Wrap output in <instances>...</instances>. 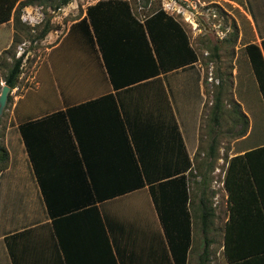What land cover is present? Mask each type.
Returning <instances> with one entry per match:
<instances>
[{"label":"trees","instance_id":"16d2710c","mask_svg":"<svg viewBox=\"0 0 264 264\" xmlns=\"http://www.w3.org/2000/svg\"><path fill=\"white\" fill-rule=\"evenodd\" d=\"M71 1L73 0H0V24L8 22L12 17L16 29L13 42L4 53L14 54L17 43L25 39L23 34L26 29L35 33L41 27L38 34L31 39V42L36 43L30 47H37L45 35L56 27L45 18L33 28L28 27L26 22L21 21L24 7L39 4L42 9L47 7L46 10L55 11ZM235 1L243 4L242 0ZM77 27L87 41L96 44L97 51L100 53L101 66L114 92L68 107L65 111L78 150V154L77 151L75 154L76 159H74L78 162L82 173V180L79 179L80 184L76 194L81 192L83 199L71 203L65 198L63 187L60 190L57 185L52 186L51 183L40 180L44 203L53 217L52 236L59 258L62 264L65 259L69 258L65 224L74 222L78 220L77 216L85 214L91 216V219L93 217L97 219L99 233L103 232L105 240V257L109 256L115 264H124L117 244L116 258L113 253L112 230L106 219L104 220L102 205L107 200L147 185L162 228L163 260L167 261V264H186L192 244L193 229V212L190 203L193 191L190 187V176L194 167L196 172L200 173L199 170L206 163V159L203 158L195 164L189 158L178 127L175 121H172L167 125L166 149L162 154L163 158L167 157V162H163L160 167L156 163L161 155L159 148L154 145L156 140L154 138L150 140L151 149L156 148V152L146 154L143 151L148 147L142 140V133H145L146 127L155 128L153 124H146V119L151 115L150 110L153 109L151 106H157L158 115L160 110L163 115L165 112L164 105L161 109L159 94L151 87L153 83L159 81L155 77L196 62L198 55L190 45L182 24L161 7L141 21L132 12L131 4L126 0H100L88 6L86 17L75 23L71 29ZM29 33L26 34L27 38L32 36ZM245 49L264 102V39L260 46L250 43ZM143 61L147 65L146 71L139 70ZM21 62L22 57L14 58L9 66L4 55L0 59V69L5 84L11 89L20 85ZM162 91L163 104H169L163 89ZM129 104L138 118H143L140 125L138 123L136 126L139 128L137 132L131 129ZM144 106L150 108L145 110ZM214 108L217 111L220 109L218 99L214 103ZM31 124L27 122L19 127L23 139L30 136L28 129ZM1 126L0 123V172L6 169L8 164V151L3 141L5 127ZM129 126H131L132 141L137 157H134L130 149L132 152L131 166L123 171L125 183L121 181L116 183V175L122 173L121 170H116V166L111 167L109 161H106L104 166L97 167L94 160L89 161V157L97 155L95 150L97 145H111L114 139L111 137L115 136L116 139V131L122 133L129 146L127 139ZM215 142L216 138L209 147L207 158L210 161L217 158ZM25 143L30 149V141ZM262 153L264 154V146H256L226 161L228 166L225 170L223 186L228 193L229 201L233 204L236 203L237 198L236 196L233 198L232 194L237 190V194L241 197L240 202L238 200V204H241L238 209L242 213L239 220L229 219L224 228L223 251L229 264H264V223L260 222L256 213V199L260 196L262 199L264 193V171L261 172L260 165L257 163V156ZM213 165L211 162L207 165L210 166L208 172L215 168ZM76 170L78 171V167L74 169ZM205 182L206 179L202 177V184ZM204 189L200 192V206L202 231L206 235L208 219L214 214L205 204L208 199L205 197ZM73 190L72 188L69 191ZM55 196L59 197L62 204L68 206V210H64L63 205L59 212H53ZM246 205H248L247 209L244 208ZM230 210L232 213V205ZM261 219L264 222L263 215ZM239 222L240 225L236 227ZM240 226L247 227L241 228ZM207 245L199 256L200 264H205L208 259ZM12 261L15 264L14 259Z\"/></svg>","mask_w":264,"mask_h":264},{"label":"crops","instance_id":"0c3cea01","mask_svg":"<svg viewBox=\"0 0 264 264\" xmlns=\"http://www.w3.org/2000/svg\"><path fill=\"white\" fill-rule=\"evenodd\" d=\"M33 6L41 8L39 4ZM24 8L21 15L22 22L30 23L31 21L38 20V15H34V13L27 15L28 13H26V9L24 10ZM243 11L253 25L250 14L246 13L245 10ZM59 18L53 17L51 23H54ZM77 21L76 19L74 23H77ZM59 22L64 23L60 20ZM64 29L65 24H62L59 28L57 26L54 30L51 29L43 40L39 42L37 47L29 46V48H26L25 41L23 40L17 43L14 54H12L14 58L23 57L24 59H28L30 56L28 64H31V67L28 70V76L26 75L27 78L25 77L24 79V84L37 79L36 83L38 85L36 88L28 86L22 95H17L13 98L12 94H15L18 88H10L11 100L9 99V103L7 101L0 117L2 126L5 127L3 141L8 151L7 167L0 172V264H14L12 259H14L15 264H62L52 236L51 222L53 217L44 203L40 180L51 183L52 186L61 182L63 186H66V188H63L65 189L63 191L65 198L71 203L83 199L81 192L76 194L80 184L79 179L82 180V173L79 170L78 162L75 160V154L76 151L78 154V150L69 128L65 111L68 107L95 99L109 92H114L108 80H105V77H103L101 83L97 82L95 84V88L97 89L95 93L94 91H87L82 84H79L82 87L77 86L79 81H75L76 77L73 76L70 68V40L67 39L69 29L66 31ZM254 32L259 40L264 39V34L260 36L255 28ZM15 33L16 29L12 17L8 22L0 24V56L11 46ZM59 33L63 34L59 35ZM84 39L81 42L82 46L86 45ZM73 54L75 56L78 55V58L74 56L76 58L74 64L77 65V70L78 66L83 65V53L79 51ZM144 54L146 55V52ZM12 55H7L8 63ZM99 60H101L100 56ZM187 66L189 65L185 67ZM146 68L147 65L143 61L139 66V70L146 71ZM177 70L179 69H173L155 77L159 81L153 83L151 87L159 94L161 109L164 105L165 116L162 110H160V114L158 115L157 106H151L153 109L150 110L151 115L146 119V124H153L155 128L146 127L145 133H142V140L143 142L145 141L144 143L148 147L143 151L146 154L156 152V148L154 150L151 149L152 143L150 141L152 138L156 140L154 145L159 148V152L161 153L156 163L160 167H162L163 162H167V157L163 158L162 154L165 153L164 149H166L165 140L168 135L167 125H169V120L168 123L165 120L166 118L170 119L168 117L169 110L167 103L163 104L162 102V89L166 94L168 105L171 107L173 119L171 118L170 120L175 121L191 160H193L191 154H194L197 147L193 143L192 129L195 124L194 109L200 103L199 97L197 99L194 97L195 94L199 96L197 88L199 80L194 89L190 83H188L189 86H186L187 83L184 80L169 82L168 75ZM51 73L53 75L52 78ZM2 76L3 73L0 69V91L2 85H6ZM77 76L79 75L77 74ZM96 80L97 77L94 78L95 82L93 84L96 83ZM45 81L52 83V89L49 87L48 92L43 87L45 86ZM72 86H75L74 89ZM84 90L87 91V95L83 94ZM170 90H174L173 97ZM188 90H190L192 96L188 94ZM47 105H50L49 109L40 113L39 107ZM129 106L128 114L132 126H129V131H127L129 146L126 144L122 133H117L116 131V139L115 136L111 137L114 138L111 145H97V147L99 146L95 149L97 155L89 157V161L94 160L97 167H102L104 163H107L106 161H109L111 167L116 166V170H121L122 173H117L116 175V183L117 181L125 183L123 171L129 169L131 166L132 152L130 149H132L134 157H137L136 148L132 141L131 129L137 132L139 128L136 126L138 123L140 125L143 118H138L133 107L130 104ZM144 107L145 110L150 108L149 106ZM27 122L32 123L28 130H30V136L33 138H35V135H39V139H41L42 133L46 130L44 127L48 126L51 128V135L45 137L44 141L46 144H51L56 140L58 145H47V147L46 144H39V139L35 138L30 142L31 148L28 149L29 147L26 143L24 145L20 140L22 134L18 133V130L20 131L19 127ZM145 138L149 141H146ZM51 139L53 142H51ZM257 146H264V143H259ZM252 148L241 150V152L244 153ZM88 149H91V147H88ZM52 152H55V156ZM65 152H69L66 161L63 158ZM103 155L106 157L103 158ZM232 157L230 156L229 159ZM257 158V163L260 165L259 168H261L262 172L264 171V154H258ZM76 167H78V171H74ZM23 168L25 170H22ZM194 172L196 171L194 170ZM190 183L194 184L191 181V176ZM72 188L74 189V193L73 191H69ZM68 192L73 196L68 194ZM225 197L227 198V196ZM226 198L225 208L229 212ZM198 199L200 202V193L196 189V193L192 194L190 200L193 212L192 244L190 250L194 245V228L197 225V218H199L200 224H202V210L200 203L198 204ZM215 201L217 200L215 199ZM63 205L59 197L55 196L53 199V212H59ZM247 207L248 205L244 208L247 209ZM63 208L65 210L68 206L64 205ZM211 212L216 213V210H211ZM256 213L260 222L264 223L261 219L262 215L264 216V193L262 199L261 196L256 199ZM102 214L104 220L106 219L107 224L112 230V246L115 258L117 244L124 264H167V261L163 260L162 257L164 250L162 228L160 227L157 212L147 190V185L141 189L107 200L102 205ZM221 215L224 216L225 212L222 211ZM211 218L213 216L209 218L210 227L214 225ZM227 218L224 219L222 228H224L228 220ZM77 219L74 222L65 224V229L63 228L64 230L67 229V246L69 248V258L64 260V264H115L109 256L105 257V240L103 232L102 234L99 233L97 219L95 217L91 219V216H86L85 214L77 216ZM240 227L245 228L247 226Z\"/></svg>","mask_w":264,"mask_h":264},{"label":"rangeland","instance_id":"374dc122","mask_svg":"<svg viewBox=\"0 0 264 264\" xmlns=\"http://www.w3.org/2000/svg\"><path fill=\"white\" fill-rule=\"evenodd\" d=\"M98 1L100 0H73L61 9L55 11L51 9L46 10L47 7H44L45 9L35 6H26V8H24V10L26 9V13H28L27 15H30V13L38 15L37 21L26 23L28 27L31 28H33L37 22L40 23L42 20L44 21V18L51 23L53 17H60L57 19L58 21H54L55 24H51L54 26L56 25L55 28H57V26L59 28L62 24H65L64 31L69 29L67 39L70 40V68L73 76L76 77V80H74L79 81L77 83L78 87L81 86L79 84H82L87 91H94V93L97 90L95 88L97 82L101 83L103 77H105V80H108L104 73L103 66H101V60H99L100 53L96 51L97 47L95 43L91 44L84 39L85 36L81 35L78 27L73 29H71V27L74 26V21L76 19L78 20L77 22H79L83 17H86V9L88 6L94 5ZM126 1L131 4L132 12L141 21L145 16H148L159 7L167 14L172 15L182 24L190 45L198 55V60L194 62L195 64L192 63L187 67L184 66V68L180 67L181 69L177 68L179 70L170 73L168 75L169 78L167 76L169 82L184 80L187 83L186 86H189L188 83H190L193 89L197 86L199 80V86L197 87L199 96L195 94L194 97L195 99L199 97L200 103L198 106L194 105L195 124L192 129L193 143L196 144L197 147L194 154L192 153L193 155L191 154V156L195 164L203 158L206 159V163H204V166L199 170L200 173L194 172L196 169L195 167L193 168L191 181L194 182V184L190 183V187L193 193H196V189L198 193H200L201 190L205 188L204 194L208 199L205 204L208 209L216 210V213L213 212V218H211L214 224L212 227H210L208 219V225L206 226L208 230L206 235L202 231V224H200L199 218H197V225L196 228H194V245L188 253L186 264H200L199 256L204 246L207 244L209 255L205 264H229L223 251L224 228L229 219L233 218V220H239L242 213H240V209H238L239 205L241 206L240 203L238 204V200L240 202L241 197L237 194V190L232 194L233 198H235V196L237 198L236 203L233 204L229 201L228 193L223 186L225 170L227 168L226 164L228 166L226 161L231 159H229L230 156L235 157L242 155L243 153L241 150L250 147L254 148L259 143H264V102L245 49L250 43H255L260 46L262 41L256 37L254 28L260 36L264 34V0H242L243 4L235 0ZM243 10L250 14L254 27L247 19ZM59 20L64 23L59 22ZM40 29L36 30L35 33L27 29L25 30L23 36L25 38L26 48H29L30 45H34L35 41L31 42V39L38 34ZM27 33L32 34V36L27 38ZM63 33H59V35ZM83 39L84 42H86L84 46L81 45ZM79 51L83 53V65L77 67L78 72L76 73L77 65L74 64V60L78 58V55L75 56L73 53ZM3 55L7 57L8 54L3 52L0 59ZM74 56L76 58H74ZM13 60L14 57H11L9 66L13 63ZM29 60L30 56L28 59L22 57L21 73L19 76L21 81L20 85L16 86L18 88L15 93L16 95L11 93L12 98L17 95H22L28 86L36 88L38 85L36 83L37 79L32 82L28 81L27 84H24V79L26 75L28 76V70L31 67V64H28L30 62ZM77 74L79 76H77ZM52 77L53 75L51 73V78ZM95 77H97V80L96 83L93 84V82H95ZM2 79L4 80V77ZM43 87L46 92H48L49 87L52 89V83L45 81V86ZM74 87L75 86H72L73 89ZM56 89L58 88L56 87ZM86 90L83 91V94L85 93L84 95H87ZM170 91L173 97L174 90ZM188 91V94L191 95L192 93L190 90ZM9 99L11 100L10 92L7 101ZM217 99L220 106L218 111L214 108V103ZM49 107L50 105L40 106V113L45 112ZM167 108L169 110L168 117L171 119V107H169L168 104ZM170 119L166 118L165 122L168 123V120L169 123L174 121ZM0 123L2 124L1 118ZM44 129L46 130L42 133L41 139H39V135H35V138L39 139V144L43 145L46 144L44 138L51 135V128L45 126ZM18 133L21 135L19 130ZM35 138L27 136L23 139V137L20 136V140L24 145L25 142H32ZM214 138H216L215 148L217 158H213L210 161L209 158H207L208 151ZM51 142H53L52 139ZM54 144L58 145L56 140L51 144H46V146ZM52 154L55 156V152H52ZM68 156L69 152H65L63 156L65 161L68 159ZM210 162L212 165L214 163L213 167L215 166V168H211L213 170L208 172L210 166L207 165H209ZM22 170L25 169L23 168ZM31 170L33 171V169ZM202 177L206 179L204 184H202ZM57 187L60 188V190L62 187L66 188L61 182L57 184ZM68 194L73 196L70 192ZM225 196H227V198ZM225 198L227 199V208L229 212L225 208ZM215 199L217 201H215ZM199 203L198 199V204ZM231 205L233 206L232 213L230 210ZM222 211L225 212L224 216L221 215ZM226 218L228 220L224 228H222L224 219ZM239 225L240 222L236 227Z\"/></svg>","mask_w":264,"mask_h":264},{"label":"water","instance_id":"95a60500","mask_svg":"<svg viewBox=\"0 0 264 264\" xmlns=\"http://www.w3.org/2000/svg\"><path fill=\"white\" fill-rule=\"evenodd\" d=\"M9 92H10V88L7 85H3L1 87V91H0V116H1L3 109L6 105Z\"/></svg>","mask_w":264,"mask_h":264}]
</instances>
